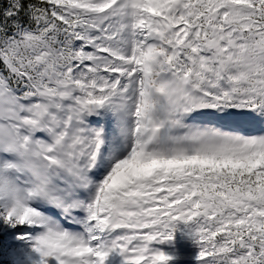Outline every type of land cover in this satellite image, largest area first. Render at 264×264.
I'll return each mask as SVG.
<instances>
[{"label":"snow or ice","instance_id":"obj_1","mask_svg":"<svg viewBox=\"0 0 264 264\" xmlns=\"http://www.w3.org/2000/svg\"><path fill=\"white\" fill-rule=\"evenodd\" d=\"M0 264H264V0H0Z\"/></svg>","mask_w":264,"mask_h":264}]
</instances>
